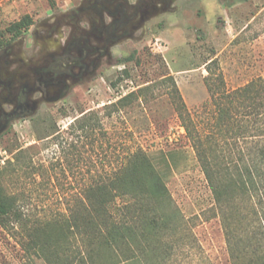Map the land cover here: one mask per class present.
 Returning a JSON list of instances; mask_svg holds the SVG:
<instances>
[{"label": "rangeland", "instance_id": "374dc122", "mask_svg": "<svg viewBox=\"0 0 264 264\" xmlns=\"http://www.w3.org/2000/svg\"><path fill=\"white\" fill-rule=\"evenodd\" d=\"M83 1L0 0V67L18 70L26 92L34 81L27 69L48 66L60 43L42 35ZM25 16L31 26L12 38L7 28ZM260 76L264 0H171L141 11L89 77L67 80L54 99L45 82L28 95L27 117L0 129V193L13 196L22 215L21 223L0 222V264H46L28 248L25 229L64 220L87 185L111 179L136 149L164 179L182 219L186 239L167 264H231L173 88L206 131L212 95Z\"/></svg>", "mask_w": 264, "mask_h": 264}, {"label": "trees", "instance_id": "16d2710c", "mask_svg": "<svg viewBox=\"0 0 264 264\" xmlns=\"http://www.w3.org/2000/svg\"><path fill=\"white\" fill-rule=\"evenodd\" d=\"M31 24L25 16L7 32L17 38ZM173 92L230 263L264 264V76L213 94L206 131L184 111L175 87ZM0 222H22L13 196L0 193ZM182 226L164 179L148 155L136 149L111 179L87 185L64 220L25 230L28 248L46 264H167L185 242Z\"/></svg>", "mask_w": 264, "mask_h": 264}, {"label": "flooded vegetation", "instance_id": "af4514ba", "mask_svg": "<svg viewBox=\"0 0 264 264\" xmlns=\"http://www.w3.org/2000/svg\"><path fill=\"white\" fill-rule=\"evenodd\" d=\"M170 1L84 0L70 7L63 19L50 25L41 37L42 42L58 39L60 43L49 56L48 66L36 71L27 69V74L34 78L31 92L25 91L18 70L9 69L8 63L4 68L0 67V129H5L16 118L27 117L24 113L29 107L28 95L40 92V86L45 82L53 86L46 94L54 99L58 95V87L67 80L84 81L110 48L129 36L141 11L165 8ZM40 69L44 72H38Z\"/></svg>", "mask_w": 264, "mask_h": 264}]
</instances>
